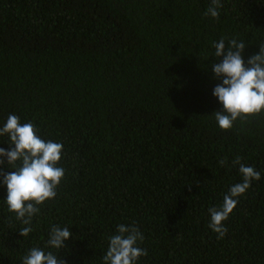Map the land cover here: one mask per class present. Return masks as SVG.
<instances>
[{"label": "trees", "instance_id": "trees-1", "mask_svg": "<svg viewBox=\"0 0 264 264\" xmlns=\"http://www.w3.org/2000/svg\"><path fill=\"white\" fill-rule=\"evenodd\" d=\"M221 3L214 19L210 0H0V127L9 114L33 122L63 144L65 169L27 237L0 184V264L44 248L53 225L72 233L66 264H102L119 224L144 235L137 264H264V116L226 131L211 116L212 45L244 41L245 63L257 54L264 0ZM236 156L261 179L217 239L208 209L241 182Z\"/></svg>", "mask_w": 264, "mask_h": 264}, {"label": "clouds", "instance_id": "clouds-1", "mask_svg": "<svg viewBox=\"0 0 264 264\" xmlns=\"http://www.w3.org/2000/svg\"><path fill=\"white\" fill-rule=\"evenodd\" d=\"M223 7L221 0H210L204 16L219 18V9ZM227 45V46H226ZM214 58L220 62L211 65L214 78L221 81L212 95L221 105L214 111V117L220 130L233 128L237 121L248 122L256 116H264V41L257 46L259 52L249 56L247 62L243 58L246 47L244 41L222 37L213 43ZM39 129L29 121L21 123L20 117L9 114L6 122L0 127V136L7 135L9 150L0 148V184L6 188L4 202L7 211L14 215L25 227L19 231L21 237H27L32 231V218L37 215L46 202L55 199L57 188L65 177V169L58 166L62 159L63 144L53 140H44L38 135ZM220 166L227 164L221 159ZM238 166L241 182L232 185L223 202L218 207H210L208 227L223 238L227 232L224 222L236 207L239 198L251 187L253 181H259L261 174L252 166L242 163L236 156L232 161ZM72 236L69 227L53 225L49 231L45 247H32L22 257L21 264H66L65 259L58 256L65 248V241ZM144 235L135 224H119L115 234L108 237L106 253L102 264H137L140 257L147 256V250L139 245ZM47 249H55L45 251Z\"/></svg>", "mask_w": 264, "mask_h": 264}]
</instances>
